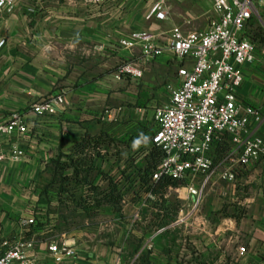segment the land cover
<instances>
[{
  "label": "crops",
  "instance_id": "0c3cea01",
  "mask_svg": "<svg viewBox=\"0 0 264 264\" xmlns=\"http://www.w3.org/2000/svg\"><path fill=\"white\" fill-rule=\"evenodd\" d=\"M42 1L20 0L10 13L0 17V43L3 42L0 46V120L11 113L25 112L30 105L46 98L61 97L64 104L57 107L54 117L28 116L30 133L23 141L25 157L14 164L21 166L26 175L49 177L50 180L55 161L60 159V163L63 162L62 156L69 155L82 139L97 138L102 153L107 148L103 141L108 139L114 152H108L105 160H99L98 168L116 177L129 160L123 162L115 148L129 130L138 128L136 111H141L138 108L144 104L151 108L153 121L155 100L151 92L153 84L148 78L150 66L157 73L169 72L172 65L168 62L173 60L176 64L174 87L178 85L177 70L181 66V62L168 51L145 62L139 48L127 51L119 42L128 39L131 33L146 31L155 36L157 46H165L170 30L176 26H166L169 13L164 23L147 21L144 16L147 26L142 29L141 20L121 17L116 9L111 8L117 0L104 5L82 0L84 7L75 0L62 5H46ZM124 61L136 63L142 70V77L115 80L114 73ZM153 61L156 62L151 63ZM244 77L243 85L236 91L237 97L264 116L263 76L254 72L253 65L244 70ZM142 78L144 87L139 94L135 86ZM228 149L226 144L212 146L211 154L216 164L227 156ZM14 164L0 165V238L10 237L15 232L18 219L32 218L29 206L18 199L17 187L9 183L15 176L16 170H11ZM49 180L42 190H36V202L41 207L46 204L41 192ZM245 180L254 182L243 183ZM212 185L216 188L209 192H214L218 199H213L210 211L206 210L191 223L195 235L187 230L191 226L186 222L188 218L183 220L185 223L179 220L166 222L168 202L161 211L145 206L149 211L141 218L138 210L144 205L140 200H133L132 204L124 200L121 218L103 209L94 218L76 211L69 218L66 216L64 222L53 194L49 206L52 211L56 210V215L50 217L53 221L49 227L38 230L37 236L40 240H45L47 235L63 236L74 256L62 264H131L139 256H144L141 264H168V261L164 262L171 258L174 244H179L188 257L189 250H192L200 264H264V165L251 164L236 176L234 182L227 183L226 188ZM58 187L53 184L51 193H55ZM220 197H226V206L219 209ZM163 198L165 200V195ZM126 207L137 212L134 214L136 219L134 215L130 217L131 222L124 211ZM157 221L158 230L164 231L158 234L152 249L148 250L145 246ZM53 222L57 229L49 234ZM177 225L184 229L179 236L172 232ZM140 227L145 228L144 233ZM186 243L195 246V251L189 245L184 247ZM239 248L245 249L242 257L238 255ZM38 250L43 259L49 260L43 245L38 246Z\"/></svg>",
  "mask_w": 264,
  "mask_h": 264
},
{
  "label": "built area",
  "instance_id": "2783aa9c",
  "mask_svg": "<svg viewBox=\"0 0 264 264\" xmlns=\"http://www.w3.org/2000/svg\"><path fill=\"white\" fill-rule=\"evenodd\" d=\"M87 1L104 5L110 0ZM168 1L153 0L145 19L166 22ZM19 2L0 0V17L10 13ZM254 21L264 32V0H211V17L204 31L173 27L165 46H157L155 36L146 31L131 33L119 42L127 51L139 48L145 62L165 51L181 62L177 87L170 92L168 103L153 116L156 129L150 146L157 148L162 158L150 178L184 182L197 203L206 187L215 181L232 183L251 164L264 165V116L236 95L245 81L244 70L257 63L256 50L247 32ZM261 63L264 72V58ZM141 77V68L131 61L122 62L114 73L117 81ZM63 104L61 97L46 98L30 105L25 112L11 113L0 120V165L24 159L29 115L54 117L57 107ZM214 144L229 147L227 156L217 164L211 154ZM35 226L34 218L18 219L15 232L0 238V264H62L74 256L63 236L44 233L47 238L40 240ZM163 231H154L145 248L151 250L154 238ZM41 245L49 260L41 256ZM244 253V248L238 249L240 257Z\"/></svg>",
  "mask_w": 264,
  "mask_h": 264
},
{
  "label": "rangeland",
  "instance_id": "374dc122",
  "mask_svg": "<svg viewBox=\"0 0 264 264\" xmlns=\"http://www.w3.org/2000/svg\"><path fill=\"white\" fill-rule=\"evenodd\" d=\"M42 2H45L46 5L57 3L59 5H62L63 3H68L69 0H43ZM76 4H79L80 6L84 7L82 0H75ZM150 1L148 0H117L114 3H112L111 8L116 9L118 13H120V16H128L131 20L139 19L143 22L142 29L146 28V23L144 20V16L149 9ZM78 6V5H77ZM110 8V9H111ZM168 10H169V22L166 25L168 28L173 27L174 25L176 27H182L185 31H191V30H197V31H203L210 19V0H169L168 3ZM261 16L263 14L261 11L258 12ZM163 31V30H160ZM247 32L250 34L252 38V42L254 44L255 50H256V57H257V63L254 64V72L260 73L264 78V72H263V66H262V59L264 58V32L259 27L258 23L254 21L253 25L247 29ZM156 61H153L151 63H155ZM168 63L172 65L169 69V72H163L160 71L157 73V70L153 68V66H150V72H148V78H150V81L152 82V98L155 100L154 102V111L157 109H161L164 107L169 100V94L173 90V78L175 77V69L174 65H176L173 60H170ZM147 64L145 65V67ZM144 67V71L146 70ZM147 68V67H146ZM145 73V72H144ZM143 73V74H144ZM147 79V78H146ZM260 81V80H258ZM261 82V81H260ZM263 82V81H262ZM138 86H135L136 89H138L139 94L140 91H142V87H144V81L143 78L137 82ZM149 89V88H147ZM137 107V105H136ZM134 107V108H136ZM138 108V107H137ZM137 110V109H135ZM136 111L138 113V128L129 130L126 135L123 138V141L121 144L118 145L117 148H115L116 154L122 161L130 160L132 157H138L143 152H146L147 150H150V138L153 132L155 131L156 127L152 121V113L151 108H146L145 104L138 108ZM107 153L110 152L113 154L114 150L107 149ZM108 155V154H107ZM98 161L95 160L94 167L98 168ZM143 158H138L137 165L139 167H142L143 164ZM100 167V166H99ZM11 170L15 171V176H13L12 180L9 182L11 183V186H16L18 189L19 197L18 199L20 202H22L25 205L29 206V210L31 211V217L35 219V217L40 218L41 216L46 213V207H41V205H38V201L36 202V199H38L36 190L40 189L42 190V186L46 184L49 180V177H41L36 175H26L23 172V169L19 165H12ZM251 175H248L247 178H250ZM48 179V180H47ZM238 182V181H237ZM244 182H250L248 180L242 181ZM197 184V183H196ZM214 184H219V186H223V188H226L227 183L226 182H220L215 181ZM229 184V183H228ZM211 188H216V185H208L206 189L201 194V197L199 199V202L197 203V198L189 195V192L184 187L172 189L165 193V200L160 199L158 197H153L152 199H149L148 197L142 195L140 198L131 197V195H126L124 200H127L129 203L133 200H140L139 202L144 205L142 208L138 210L139 217H143L147 215V212L149 211L147 208H153L157 211L161 209V206L163 205V202H168L171 205L170 212L168 219L166 222L174 223V221L179 220V222L185 223L183 220L188 218V221L186 222L191 224L193 220L196 219L197 216H203L204 212L206 210L210 211V205L213 207V199L217 198L215 196L214 192H209ZM182 189H185L184 193H181L180 191ZM193 197V198H191ZM220 200L217 202L219 206H217L219 209L226 206V197H220ZM197 203V205H196ZM132 204V202H131ZM124 205V204H123ZM145 206L147 208H145ZM216 208V207H215ZM48 209V208H47ZM50 209V207H49ZM222 210V209H221ZM125 213L127 216V219L129 222H131V218L135 213H137L134 209L131 207L125 208ZM157 216L159 214H156ZM212 215V214H211ZM137 215H134L133 218L136 219ZM44 218V217H43ZM132 218V219H133ZM156 219V217H153ZM158 221L156 222L155 230L159 229L157 226ZM160 224V223H159ZM167 224V223H165ZM180 225V224H179ZM177 225L174 228L173 233H177L179 236L181 232H184V229L181 226ZM180 227V228H179ZM141 228V227H140ZM143 233L145 232V228L140 229ZM187 230L191 234H194V225L191 224V226H188ZM53 231V229H52ZM195 235V234H194ZM189 245L191 249H195L193 245L186 243L184 245ZM190 251V257L181 250L179 247V244L172 245L171 250V258L168 261V264H200L198 262V258L194 257V254L192 253V250ZM195 251V250H194ZM141 256L138 258L140 259ZM144 257V256H143ZM138 259V260H139ZM137 258L134 260L135 264L137 261ZM155 264V263H153Z\"/></svg>",
  "mask_w": 264,
  "mask_h": 264
},
{
  "label": "trees",
  "instance_id": "16d2710c",
  "mask_svg": "<svg viewBox=\"0 0 264 264\" xmlns=\"http://www.w3.org/2000/svg\"><path fill=\"white\" fill-rule=\"evenodd\" d=\"M103 142L107 146L106 150L111 148V142L108 139ZM99 145L97 138L85 137L74 145L69 155L62 156L63 162L60 163V159L55 161L53 175L41 192L46 200L44 207L48 211L40 218L35 217L37 229L42 230L44 227H49L50 221H53L50 217L54 216L56 210L49 209L53 194L57 198V210L63 214L61 218L65 222L66 216L69 218L73 212L81 211L85 217L94 218L103 209H108L112 214L121 218L122 202L126 195L129 194L135 199L140 198L142 194H150L163 199L168 188L177 189L185 186L184 182L165 177L157 181L151 180L150 177L162 158V153L151 146L150 150L127 161L124 169L116 177L104 173L94 167L95 160L103 161L107 155V151L101 152ZM140 156H143L144 165L142 167L136 165ZM69 171L70 175H68ZM53 184L59 185L55 193H51ZM165 203L163 202L161 209ZM166 207L165 210H168L166 215L169 216L171 205L167 204ZM52 229L53 231L57 229L54 222L52 228L48 230L49 234L52 233ZM142 259L143 256L137 261L141 264Z\"/></svg>",
  "mask_w": 264,
  "mask_h": 264
}]
</instances>
